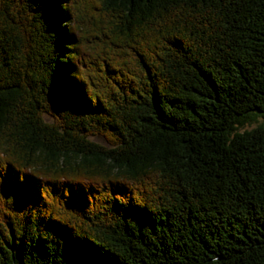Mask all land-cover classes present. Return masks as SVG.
<instances>
[{
  "label": "trees",
  "instance_id": "16d2710c",
  "mask_svg": "<svg viewBox=\"0 0 264 264\" xmlns=\"http://www.w3.org/2000/svg\"><path fill=\"white\" fill-rule=\"evenodd\" d=\"M0 264H264V0H0Z\"/></svg>",
  "mask_w": 264,
  "mask_h": 264
},
{
  "label": "rangeland",
  "instance_id": "374dc122",
  "mask_svg": "<svg viewBox=\"0 0 264 264\" xmlns=\"http://www.w3.org/2000/svg\"><path fill=\"white\" fill-rule=\"evenodd\" d=\"M260 121H261V119H258L257 121H255L253 123H246L241 128H239L238 131L239 132H242V131L248 130V129L251 130L252 128H254L255 126H257V124H259ZM90 139L93 140V141H95V142H98V143H101V144L106 145L105 140L102 137L94 136V137H91Z\"/></svg>",
  "mask_w": 264,
  "mask_h": 264
}]
</instances>
